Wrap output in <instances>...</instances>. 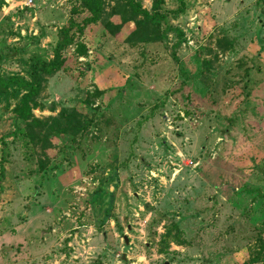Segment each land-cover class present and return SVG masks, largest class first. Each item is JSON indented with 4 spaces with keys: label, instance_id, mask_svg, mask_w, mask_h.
Masks as SVG:
<instances>
[{
    "label": "rangeland",
    "instance_id": "374dc122",
    "mask_svg": "<svg viewBox=\"0 0 264 264\" xmlns=\"http://www.w3.org/2000/svg\"><path fill=\"white\" fill-rule=\"evenodd\" d=\"M24 1L0 0V77L50 57L79 2ZM166 23L185 36L176 60L172 32L130 45L131 22L85 28L32 112L91 122L44 150L0 94V264H264L244 263L264 231V0H185Z\"/></svg>",
    "mask_w": 264,
    "mask_h": 264
},
{
    "label": "trees",
    "instance_id": "16d2710c",
    "mask_svg": "<svg viewBox=\"0 0 264 264\" xmlns=\"http://www.w3.org/2000/svg\"><path fill=\"white\" fill-rule=\"evenodd\" d=\"M175 1L176 6L173 9H163V0H151L149 8L146 9L141 6L140 0H79L78 5L70 10L71 15L66 22L57 28L51 41L50 57L35 56L28 65L26 78L18 74L0 77V94L15 98L9 110L13 130L23 133L30 144L44 150L50 146V137L54 134L65 133L72 137L87 129L90 118L74 107L61 106L53 115L44 118L35 116L32 110L40 106L39 97L47 78L64 66L66 48L73 44V53L76 56L86 54L87 48L81 37L89 24L99 22L106 31L115 34L122 23L131 22L132 28L123 37V42L130 45L166 40L167 34L172 32L174 41L170 46V54L176 60L175 49L185 40V36L182 30L166 23V18L168 15L175 17L182 13L185 0ZM78 13L81 15L75 16ZM113 15L118 16V22L110 20ZM99 94V91L88 92L83 103L90 107ZM47 107L49 110L54 109L53 104ZM1 173L2 169L0 177ZM255 262H264V231L257 236L256 244L244 261Z\"/></svg>",
    "mask_w": 264,
    "mask_h": 264
},
{
    "label": "built area",
    "instance_id": "2783aa9c",
    "mask_svg": "<svg viewBox=\"0 0 264 264\" xmlns=\"http://www.w3.org/2000/svg\"><path fill=\"white\" fill-rule=\"evenodd\" d=\"M23 3L26 4V5H29L30 0H26V1H24ZM189 162H190V161H189Z\"/></svg>",
    "mask_w": 264,
    "mask_h": 264
}]
</instances>
